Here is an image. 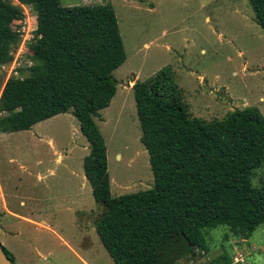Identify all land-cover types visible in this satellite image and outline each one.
I'll return each mask as SVG.
<instances>
[{
    "label": "trees",
    "instance_id": "16d2710c",
    "mask_svg": "<svg viewBox=\"0 0 264 264\" xmlns=\"http://www.w3.org/2000/svg\"><path fill=\"white\" fill-rule=\"evenodd\" d=\"M246 1L264 36V0ZM15 2L0 0V65L11 61L19 44L15 29L24 6L34 12L37 38L27 44L28 76L8 78L0 87V131H26L56 115H72L88 144L83 177L102 207L94 231L112 264H175L195 250L207 251L204 229L225 226L247 238L264 226V181L250 183L253 171L264 166V118L256 108L206 122L189 116L166 71L134 82L139 142L153 184L112 197L95 119L114 96L112 73L125 59L114 12L109 4ZM219 260L214 263L231 262L227 256Z\"/></svg>",
    "mask_w": 264,
    "mask_h": 264
},
{
    "label": "rangeland",
    "instance_id": "374dc122",
    "mask_svg": "<svg viewBox=\"0 0 264 264\" xmlns=\"http://www.w3.org/2000/svg\"><path fill=\"white\" fill-rule=\"evenodd\" d=\"M11 3L17 5L15 0ZM58 3L62 7L109 4L115 15L125 59L112 73L114 96L95 119L106 149L112 197L153 184L147 154L139 142L134 82L164 70L190 117L208 122L251 107L264 118V36L246 0ZM20 52L14 50L11 61L0 65V87L8 78L28 76L32 60L27 44ZM87 153L88 144L69 112L26 131H0V168L9 169L16 195L24 199L23 214L48 228L37 232L39 228L26 227L28 241L38 244L43 254L50 252L46 262L31 252L20 254L14 264H112L93 227L102 207L94 203L83 177L82 158ZM263 181L264 166H260L250 183L255 187ZM202 233L207 251L195 250L182 262L215 264L227 256L230 264H264L263 225L247 238L233 235L225 226Z\"/></svg>",
    "mask_w": 264,
    "mask_h": 264
},
{
    "label": "crops",
    "instance_id": "0c3cea01",
    "mask_svg": "<svg viewBox=\"0 0 264 264\" xmlns=\"http://www.w3.org/2000/svg\"><path fill=\"white\" fill-rule=\"evenodd\" d=\"M6 169L0 170V239L2 240L0 241V247L9 254L12 264H14L15 260H20V254L23 253L27 256L31 252H35L43 262H46L47 257H50V252L43 254L39 250L38 244L35 246L28 241L26 227L32 226L34 227V231L36 228H39L36 231L40 232L41 230L48 231L47 225L42 223V221H33L30 217L23 214V211L26 209L25 201L16 195V188L13 186L11 175L7 172L9 169ZM51 264L58 263L55 261V263ZM83 264L85 263L83 262ZM175 264L194 263L178 260Z\"/></svg>",
    "mask_w": 264,
    "mask_h": 264
},
{
    "label": "built area",
    "instance_id": "2783aa9c",
    "mask_svg": "<svg viewBox=\"0 0 264 264\" xmlns=\"http://www.w3.org/2000/svg\"><path fill=\"white\" fill-rule=\"evenodd\" d=\"M25 8H23L24 11ZM30 17V19L28 18ZM35 16L31 8L27 7L25 12H23V19L18 27H16L15 32L19 36V46L15 49L18 53L21 51L24 44H29L34 41L35 37ZM21 53V52H20Z\"/></svg>",
    "mask_w": 264,
    "mask_h": 264
},
{
    "label": "water",
    "instance_id": "95a60500",
    "mask_svg": "<svg viewBox=\"0 0 264 264\" xmlns=\"http://www.w3.org/2000/svg\"><path fill=\"white\" fill-rule=\"evenodd\" d=\"M0 264H12L10 262V260L2 252V248L1 247H0Z\"/></svg>",
    "mask_w": 264,
    "mask_h": 264
}]
</instances>
